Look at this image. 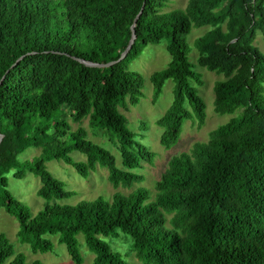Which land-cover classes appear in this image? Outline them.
I'll return each instance as SVG.
<instances>
[{
    "label": "trees",
    "instance_id": "1",
    "mask_svg": "<svg viewBox=\"0 0 264 264\" xmlns=\"http://www.w3.org/2000/svg\"><path fill=\"white\" fill-rule=\"evenodd\" d=\"M174 0H0V210L19 223L18 240L34 254L54 250L50 237L65 245L71 261L83 264L79 236L95 255L93 264H128L104 238L130 236L132 252L145 264H264V54L255 46L264 36V0H188L185 9L166 11ZM126 58L95 68L79 60L116 61L132 38ZM193 27H210L194 42L198 64L225 76L214 85L215 111L241 113L173 157L155 185L138 187L76 204L75 196L47 169L64 161L82 177L107 168L115 189L145 178L137 170L155 154L136 140L120 108L135 107L143 77L130 65L149 45L167 39L171 61L151 75L152 101L167 80L173 102L156 121L164 149L175 146L186 121L202 128L206 105L194 82L186 39ZM85 119L117 146L120 165L88 131L69 121ZM40 149L33 159L22 156ZM85 155L75 161L71 153ZM28 173L41 183L44 204L36 213L11 185ZM0 234V264H27ZM31 264H43L32 262Z\"/></svg>",
    "mask_w": 264,
    "mask_h": 264
},
{
    "label": "rangeland",
    "instance_id": "2",
    "mask_svg": "<svg viewBox=\"0 0 264 264\" xmlns=\"http://www.w3.org/2000/svg\"><path fill=\"white\" fill-rule=\"evenodd\" d=\"M188 0H174L166 11L175 9H185ZM210 27H193L190 35L187 37V45L191 48L188 55L189 61L195 72L201 76V85L196 87L197 94L202 98L206 105V122L202 128H198L196 122L186 121L183 125V130L179 142L171 149H164L160 144V136L163 130L157 126L156 121L160 119L165 111L173 102L174 82L167 80L164 84L162 93L156 103H153V85L151 83V75L164 69L171 61V56L168 52L167 39L162 40L160 44L149 45L143 52L140 58L131 63L130 70L139 72L143 77V96L139 104L135 107L127 105L120 108V112L126 116L129 121V128L135 134L136 140L147 146L151 152L155 154L152 163L143 162L142 168L137 172L144 176L145 180L141 184H135L132 188L119 187L115 189L108 179L107 168L98 167L95 172H92L88 178L82 177L72 166L67 165L64 161H50L47 163L48 171L57 179L65 183V188L68 191L75 192V196L61 203L76 204L82 200H95L98 197H104L111 200L115 193L130 194L138 187H144L149 190L151 198L155 197V185L162 174L168 168L169 162L173 157L179 156L184 152H190L193 145L198 142H208L209 134L219 126L228 123L233 117L238 116L241 110L234 114H218L215 111V92L214 85L218 81H224L226 78L223 74L212 72L204 67H201L198 60V53L194 49V42L203 36ZM255 46L264 54V36L257 32ZM72 129H77L79 126L84 127L91 139L96 144L109 150L120 165V156L115 143L102 131L94 133L89 127L88 119H85L80 124H75L69 121ZM40 149H29L22 156L24 159H33L40 154ZM71 157L75 161H85V155L74 151ZM12 187L23 196L36 213L39 211L44 202L37 197V190L41 183L38 177L32 173H28L24 180H17L11 177ZM19 223L15 217L9 215L4 210H0V234H5L11 241L14 247L15 255L23 254L26 258V263L41 262L43 264H74L67 252L65 245L57 242V237H50L54 242V250L47 254H34L30 247L21 244L18 240ZM105 242L112 251L118 252L128 264H145L143 260L136 257L132 252L133 241L130 236L119 231L118 236L104 238ZM80 252L83 257V264H93L95 255L89 251L83 241V237L79 236Z\"/></svg>",
    "mask_w": 264,
    "mask_h": 264
},
{
    "label": "water",
    "instance_id": "3",
    "mask_svg": "<svg viewBox=\"0 0 264 264\" xmlns=\"http://www.w3.org/2000/svg\"><path fill=\"white\" fill-rule=\"evenodd\" d=\"M143 8H144V6L142 7L141 11L139 12V14L134 19V23H133V25L131 27V29H132V38L130 40V43H129L127 49L122 53V55L120 56V58L118 60L112 61V62H109V63H105V64L89 63V62H85V61H82V60H79V61L82 62V63H85L87 66L95 67V68H101V69L102 68H109V67H111V66H113V65H115V64H117V63H119L121 61H123L126 58V56L129 54V52H130V50H131V48H132V46H133V44L135 42V39H136L135 27H136V24H137L142 12H143ZM2 140H3V136L0 135V145L2 143Z\"/></svg>",
    "mask_w": 264,
    "mask_h": 264
}]
</instances>
